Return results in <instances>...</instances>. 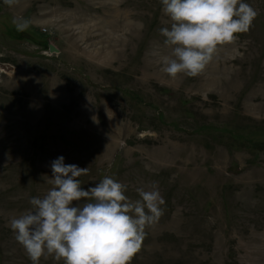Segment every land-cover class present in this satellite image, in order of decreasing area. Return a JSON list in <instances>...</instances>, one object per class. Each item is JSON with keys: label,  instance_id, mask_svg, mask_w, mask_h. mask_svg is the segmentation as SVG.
<instances>
[{"label": "rangeland", "instance_id": "374dc122", "mask_svg": "<svg viewBox=\"0 0 264 264\" xmlns=\"http://www.w3.org/2000/svg\"><path fill=\"white\" fill-rule=\"evenodd\" d=\"M244 2L250 30L173 79L160 0H0V264H32L8 222L59 156L89 168L84 189L158 186L129 264H264V0Z\"/></svg>", "mask_w": 264, "mask_h": 264}, {"label": "clouds", "instance_id": "9594fccd", "mask_svg": "<svg viewBox=\"0 0 264 264\" xmlns=\"http://www.w3.org/2000/svg\"><path fill=\"white\" fill-rule=\"evenodd\" d=\"M16 0H5L11 5ZM170 27L159 29L168 54L156 53L162 71L195 77L212 61L218 48L247 33L258 15L244 0H160ZM27 22L18 24L23 28ZM51 162V187L32 197L31 207L9 220L15 240L32 264L54 256L63 264H129L142 245L146 228L163 214L165 200L155 184L137 187L139 199L125 193L128 185L105 175L82 188L88 167Z\"/></svg>", "mask_w": 264, "mask_h": 264}, {"label": "water", "instance_id": "95a60500", "mask_svg": "<svg viewBox=\"0 0 264 264\" xmlns=\"http://www.w3.org/2000/svg\"><path fill=\"white\" fill-rule=\"evenodd\" d=\"M50 50H53V48L50 46Z\"/></svg>", "mask_w": 264, "mask_h": 264}]
</instances>
